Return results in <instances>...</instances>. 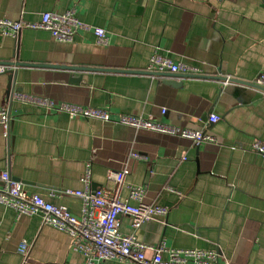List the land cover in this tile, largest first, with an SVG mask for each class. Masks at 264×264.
<instances>
[{
	"label": "crops",
	"instance_id": "obj_1",
	"mask_svg": "<svg viewBox=\"0 0 264 264\" xmlns=\"http://www.w3.org/2000/svg\"><path fill=\"white\" fill-rule=\"evenodd\" d=\"M66 10L102 28L106 44L89 30L62 42L46 30L22 29L15 50V38L0 33V61L41 64L14 68L20 92L102 108L112 119L135 114L205 128L215 141L194 145L13 100L8 138L0 127V172L78 215L79 198L64 192L83 187L85 164L93 188L110 185L107 172L126 166V183L143 185L144 201L168 211L136 230L122 215V234L134 233L150 246L212 249L216 264H264V155L251 149L255 140L264 142V93L219 79L253 82L264 72V0H0V17L9 19L37 21L42 12ZM156 49L202 73L167 83L146 70ZM7 77L0 72V106L8 97ZM209 114L219 120L209 123ZM131 152L147 160L130 158ZM127 194L123 187L120 197ZM20 243L29 247L26 258ZM0 264H83V256L68 234L42 225L39 214L17 215L0 205Z\"/></svg>",
	"mask_w": 264,
	"mask_h": 264
},
{
	"label": "built area",
	"instance_id": "obj_2",
	"mask_svg": "<svg viewBox=\"0 0 264 264\" xmlns=\"http://www.w3.org/2000/svg\"><path fill=\"white\" fill-rule=\"evenodd\" d=\"M22 29H41L48 31L58 41L73 40L78 30L91 31L98 44H106L107 36L100 27L90 26L80 21L74 10L64 12H42L37 21L9 19L0 17V33L16 37ZM6 66L0 65V72ZM146 70L148 72H170L187 75H200L201 68L183 61H174L158 49L150 55ZM227 82V81H225ZM264 87V72L253 81ZM19 100L30 105L43 108L47 112H64L70 117L96 118L102 121H114L136 129L187 138L194 145L202 142H214L215 137L205 128L189 129L175 126L152 118L135 114H119L112 119L105 109L91 106L60 102L37 95L13 91L0 106V127L5 138L9 136L10 114L9 104ZM219 120L216 114H209L208 122ZM251 149L264 155V142L255 140ZM130 158L147 160L137 152H131ZM129 169L123 166L119 170L108 171L107 181L110 185L91 186L90 163L85 164L81 189L66 190L64 193L80 200V213L72 214L65 205H55L36 193H29L21 182L15 180L6 170L0 172V205L13 209L17 215L39 214L42 225H48L65 232L72 238L73 248L83 256V264H105L108 260L126 261L131 264H216L218 253L210 249L167 248L163 244L150 246L139 241L134 233L122 234L119 231L120 217H131V226L138 229L143 223L154 218H165L167 207L144 201L145 187L126 183ZM123 187H127L126 198L120 197ZM151 251L150 256L146 255ZM18 251L26 258L29 247L20 243ZM166 253V258L162 254Z\"/></svg>",
	"mask_w": 264,
	"mask_h": 264
},
{
	"label": "water",
	"instance_id": "obj_3",
	"mask_svg": "<svg viewBox=\"0 0 264 264\" xmlns=\"http://www.w3.org/2000/svg\"><path fill=\"white\" fill-rule=\"evenodd\" d=\"M15 41V50L17 48V37H15L14 39ZM15 57V54H14ZM0 65L2 66H6L8 67L7 70H5L6 73H8V85H7V95L9 96V94L11 92L15 91H20L19 88L15 87V70L14 68H18L19 66H41V64H33V63H26V62H20L18 60H12V61H0ZM13 68V70H12ZM152 74L154 75H158V76H164L166 78V82L172 85H176V83L174 82V78L179 77V76H188L186 74H178V73H170V72H153ZM188 77H192V76H188ZM195 77V76H193ZM201 77V76H199ZM205 77V76H202ZM219 79L221 81H227V82H233L236 84H240L243 85L245 87H250L253 88L257 91L264 93V87L260 86L258 84H255L254 82H248V81H244V80H240V79H236V78H231V77H227V76H220Z\"/></svg>",
	"mask_w": 264,
	"mask_h": 264
}]
</instances>
